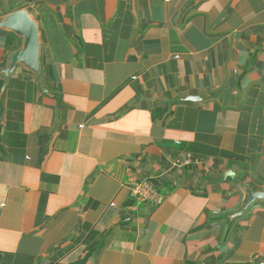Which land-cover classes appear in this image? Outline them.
I'll use <instances>...</instances> for the list:
<instances>
[{
	"label": "crops",
	"instance_id": "1",
	"mask_svg": "<svg viewBox=\"0 0 264 264\" xmlns=\"http://www.w3.org/2000/svg\"><path fill=\"white\" fill-rule=\"evenodd\" d=\"M21 10L48 93L0 72V264H264V0ZM22 41L0 27V69Z\"/></svg>",
	"mask_w": 264,
	"mask_h": 264
},
{
	"label": "water",
	"instance_id": "2",
	"mask_svg": "<svg viewBox=\"0 0 264 264\" xmlns=\"http://www.w3.org/2000/svg\"><path fill=\"white\" fill-rule=\"evenodd\" d=\"M0 27L11 31L23 40L22 46L10 54L7 68L0 69L6 80L5 87L9 82L11 73L15 71L18 64H21L36 75L39 91L48 93L47 90L43 89V73L40 63L41 42L38 23L27 10H21L3 19L0 22ZM257 199L264 201V192L257 194L250 192V201L245 209Z\"/></svg>",
	"mask_w": 264,
	"mask_h": 264
},
{
	"label": "built area",
	"instance_id": "3",
	"mask_svg": "<svg viewBox=\"0 0 264 264\" xmlns=\"http://www.w3.org/2000/svg\"><path fill=\"white\" fill-rule=\"evenodd\" d=\"M194 160L192 155H189L184 162L176 163V166L191 164ZM131 193L134 199L141 203H151L156 200L157 189L154 181L143 180L141 182L134 183L131 187Z\"/></svg>",
	"mask_w": 264,
	"mask_h": 264
}]
</instances>
